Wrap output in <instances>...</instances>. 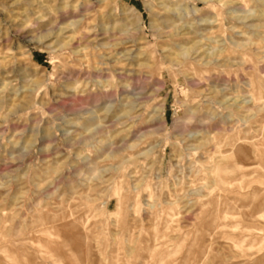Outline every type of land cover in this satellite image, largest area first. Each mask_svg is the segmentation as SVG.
Masks as SVG:
<instances>
[{
    "label": "rangeland",
    "instance_id": "1",
    "mask_svg": "<svg viewBox=\"0 0 264 264\" xmlns=\"http://www.w3.org/2000/svg\"><path fill=\"white\" fill-rule=\"evenodd\" d=\"M0 264H264V0H0Z\"/></svg>",
    "mask_w": 264,
    "mask_h": 264
}]
</instances>
